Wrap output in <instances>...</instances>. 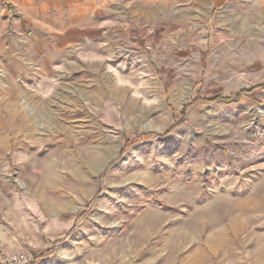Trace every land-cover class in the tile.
<instances>
[{
    "label": "rangeland",
    "instance_id": "374dc122",
    "mask_svg": "<svg viewBox=\"0 0 264 264\" xmlns=\"http://www.w3.org/2000/svg\"><path fill=\"white\" fill-rule=\"evenodd\" d=\"M23 248L264 264V0H0V259Z\"/></svg>",
    "mask_w": 264,
    "mask_h": 264
},
{
    "label": "bare ground",
    "instance_id": "6f19581e",
    "mask_svg": "<svg viewBox=\"0 0 264 264\" xmlns=\"http://www.w3.org/2000/svg\"><path fill=\"white\" fill-rule=\"evenodd\" d=\"M16 100V99H15ZM16 103V101H14ZM16 105V104H15ZM102 160V156L98 155L97 157H95L94 159L91 160V165H95L97 164L98 162H101ZM262 199H260L259 197H254V198H251V199H247V200H240L236 203H233L230 205V210H232L231 212H234V215H236V213L239 214V212L241 213H247L246 210H249V204L250 203H254L255 205H260L262 204ZM252 208V206H251ZM207 214V213H206ZM212 214V213H211ZM209 216V215H208ZM211 216V215H210ZM205 218V216H204ZM235 219V218H234ZM185 221V220H184ZM181 224V223H180ZM192 224V222H191ZM193 224H195L193 222ZM192 224V225H193ZM185 225V224H184ZM214 228V227H213ZM179 231V230H178ZM224 232V231H223ZM177 233V232H176ZM221 236V232H216L214 233L212 236H208L209 238L207 239V242L205 243L207 246H210V245H214L216 244V242L219 240ZM178 242V241H177ZM149 243V242H148ZM147 243V244H148ZM151 243V242H150ZM154 244V243H153ZM161 242L160 241H157L149 250H148V255L149 256H152V255H155L156 253H161V251L163 249H161ZM202 246V245H201ZM171 262V261H170Z\"/></svg>",
    "mask_w": 264,
    "mask_h": 264
},
{
    "label": "built area",
    "instance_id": "2783aa9c",
    "mask_svg": "<svg viewBox=\"0 0 264 264\" xmlns=\"http://www.w3.org/2000/svg\"><path fill=\"white\" fill-rule=\"evenodd\" d=\"M0 264H33V254L28 249H21L17 254H7L0 259Z\"/></svg>",
    "mask_w": 264,
    "mask_h": 264
},
{
    "label": "trees",
    "instance_id": "16d2710c",
    "mask_svg": "<svg viewBox=\"0 0 264 264\" xmlns=\"http://www.w3.org/2000/svg\"><path fill=\"white\" fill-rule=\"evenodd\" d=\"M248 92H250V91H240V92H238L235 96H234V98L233 97H217V98H215L214 100H213V102H219V101H222V102H225V103H229V102H231L232 100H238L239 98H241L244 94H246V93H248ZM200 98L199 97H197L194 101H198ZM190 177H188L187 179H186V181H190Z\"/></svg>",
    "mask_w": 264,
    "mask_h": 264
}]
</instances>
